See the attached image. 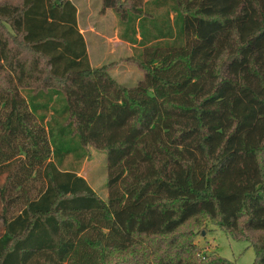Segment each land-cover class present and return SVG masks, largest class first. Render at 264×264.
Wrapping results in <instances>:
<instances>
[{
  "label": "trees",
  "instance_id": "obj_1",
  "mask_svg": "<svg viewBox=\"0 0 264 264\" xmlns=\"http://www.w3.org/2000/svg\"><path fill=\"white\" fill-rule=\"evenodd\" d=\"M103 5L135 87L91 66L71 0H0V264H233L205 222L264 264V0ZM91 147L106 200L64 167Z\"/></svg>",
  "mask_w": 264,
  "mask_h": 264
},
{
  "label": "rangeland",
  "instance_id": "obj_2",
  "mask_svg": "<svg viewBox=\"0 0 264 264\" xmlns=\"http://www.w3.org/2000/svg\"><path fill=\"white\" fill-rule=\"evenodd\" d=\"M73 3L80 8L79 25L87 39L91 66L94 68L106 66L110 75L118 83L129 88L137 86L144 74L133 58L139 55L138 50L135 51L137 48L121 39L126 34H123V31L127 25L130 27L131 21H121L114 10H104L103 0H73ZM105 16H107L106 19ZM157 18L158 22L159 19L164 22L169 19L167 14ZM170 19L173 21L172 17ZM88 22L96 26L98 32L86 33L90 26ZM79 154L85 156L80 148L74 156L78 157ZM64 167L75 170L79 176L85 178L101 199L108 198V164L104 151L91 147L87 158L83 157L78 162L71 159ZM190 229L187 225L180 229V233ZM195 235L194 241L208 253H216L233 264L255 263V251L249 243L234 241L210 222H205ZM134 260L123 258L118 261V264H147L148 262L146 256H142L140 260L134 257Z\"/></svg>",
  "mask_w": 264,
  "mask_h": 264
},
{
  "label": "crops",
  "instance_id": "obj_3",
  "mask_svg": "<svg viewBox=\"0 0 264 264\" xmlns=\"http://www.w3.org/2000/svg\"><path fill=\"white\" fill-rule=\"evenodd\" d=\"M72 2H73V0H71ZM84 3H87V1H84ZM75 6L77 7V9H78V24H79V13H80V8H79V6H77L76 4H75ZM107 18V16H105V19ZM90 25V26H89ZM88 26H89V29H87L86 30V33H95V32H98L97 31V29H96V26H94V25H91L89 22H88ZM79 29H80V32L83 34V36H84V39H85V42H86V45H87V51H88V54H89V49H88V43H87V39H86V36H85V34H84V31H82L81 30V28H80V25H79Z\"/></svg>",
  "mask_w": 264,
  "mask_h": 264
}]
</instances>
